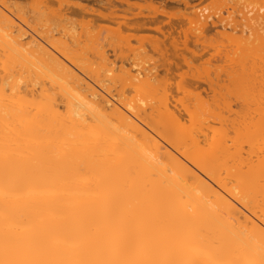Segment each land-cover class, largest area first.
I'll return each mask as SVG.
<instances>
[{
	"label": "bare ground",
	"instance_id": "bare-ground-1",
	"mask_svg": "<svg viewBox=\"0 0 264 264\" xmlns=\"http://www.w3.org/2000/svg\"><path fill=\"white\" fill-rule=\"evenodd\" d=\"M0 74V264H264V0H0Z\"/></svg>",
	"mask_w": 264,
	"mask_h": 264
},
{
	"label": "flooded vegetation",
	"instance_id": "flooded-vegetation-1",
	"mask_svg": "<svg viewBox=\"0 0 264 264\" xmlns=\"http://www.w3.org/2000/svg\"><path fill=\"white\" fill-rule=\"evenodd\" d=\"M133 1H148V0H133ZM158 1V0H154ZM197 4V1L194 2ZM164 9L167 12L173 10H183L184 6L182 5H172L171 1H168L165 6H161L160 9ZM148 34L153 38H157L163 42L164 48L166 49L169 57L173 63V72L174 74L184 71V62L185 58L191 56L192 53L195 54L196 60H202L209 56L210 52L202 51L199 44L194 43V39L190 40L186 45L184 36H183V26L179 21H168L167 18L158 16L153 18L148 23Z\"/></svg>",
	"mask_w": 264,
	"mask_h": 264
},
{
	"label": "rangeland",
	"instance_id": "rangeland-1",
	"mask_svg": "<svg viewBox=\"0 0 264 264\" xmlns=\"http://www.w3.org/2000/svg\"><path fill=\"white\" fill-rule=\"evenodd\" d=\"M70 1V0H69ZM131 1H133V0H131ZM172 5H175V4H173L172 3ZM123 7H125V6H123ZM196 7H200V5H197ZM180 9V8H179ZM172 11H173V9H171ZM223 15H225V13L223 14ZM134 43V42H133ZM153 57H156L155 55L153 56ZM196 64H197V62H196ZM184 69H185V67H184ZM3 72V71H2ZM2 74V73H1ZM1 74H0V77H2L1 76ZM14 74V73H13ZM14 76V75H13ZM5 77H8V75L7 76H5ZM12 77V76H11ZM16 77H17V79H16ZM14 78H15V81L16 80H18L16 83H18L19 82V84L23 81V80H25V79H23V78H21V76L19 77V76H17L16 74H15V76H14ZM14 78H12V81H13V79ZM19 78V79H18ZM21 78V79H20ZM7 79H10L9 77L7 78ZM23 79V80H22ZM10 81H11V79H10ZM14 81V82H15ZM23 83H24V81L22 82V84H20V86L21 85H23ZM146 101H148L149 102V99L148 100H146ZM153 101V100H152ZM260 102V101H259ZM235 107V108H234ZM234 107H232L233 109H236V106H234ZM189 123H191V122H188V123H186V127H188V129L189 130H186V131H190L191 129H193V128H196V127H193V126H195L193 123L192 124H189ZM213 124V125H212ZM209 125H211V126H213V127H218V125L217 124H215V123H209ZM210 133H211V136H212V138H213V136L215 137V134L213 133V132H211V131H209V134L207 133V135H210ZM211 136H208V137H210L211 138ZM211 138V139H212ZM257 144H259V145H256L255 144V149H256V157L257 158H259L260 159V156H263L264 155V152H263V149H264V141H258L257 142ZM242 147H243V149L244 150H246V149H248V148H246L247 146H246V144H244V145H242ZM208 148V147H207ZM258 148V149H257ZM260 148V149H259ZM162 151H164V149H162ZM262 152H263V155H261L262 154ZM259 153V154H258ZM240 155V154H239ZM244 155V154H243ZM260 155V156H259ZM233 156V155H232ZM234 156H236V155H234ZM234 156H233V158H234ZM239 157V156H238ZM241 157H243L242 155H241ZM233 158H232V160H233ZM264 158V156L263 157H261V159H263ZM221 159V160H220ZM219 159V163L217 162V164H216V162H214L215 163V167H216V169H215V173H217L216 175H219V177L221 176V178L224 180L225 179V183H226V186L228 187V188H233V187H235L236 185H237V182L234 180V178H232L230 175H228V165H229V163H227L226 162V160L225 159H228V158H220ZM238 160V158L237 157H235L234 158V160ZM255 159V158H254ZM234 160H233V162H234ZM236 160V161H237ZM230 161V159L228 160V162ZM226 162V163H225ZM230 163H231V161H230ZM227 170V171H226ZM229 173H230V170H229ZM231 177V178H230Z\"/></svg>",
	"mask_w": 264,
	"mask_h": 264
}]
</instances>
